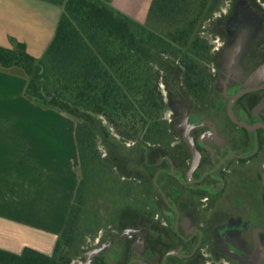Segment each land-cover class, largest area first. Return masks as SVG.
Instances as JSON below:
<instances>
[{"label": "flooded vegetation", "instance_id": "1", "mask_svg": "<svg viewBox=\"0 0 264 264\" xmlns=\"http://www.w3.org/2000/svg\"><path fill=\"white\" fill-rule=\"evenodd\" d=\"M242 5L237 16L257 22L258 29L232 31L235 21L229 20L216 47L221 54L229 50V61L241 71L219 73L215 85L214 73L204 66L205 85L192 91L181 79V100L194 117L176 128L188 130L197 153L186 139L175 141L179 135L173 127L169 143L144 147L145 164L159 178L165 214L162 203L153 200L147 210L160 215L132 219L98 236L99 252L67 253V264H264V210L253 209L248 200L255 190L264 200V0H243ZM231 11L230 5L224 17ZM179 101L175 107L180 109ZM164 160H170V169ZM220 204L221 217L215 218Z\"/></svg>", "mask_w": 264, "mask_h": 264}, {"label": "trees", "instance_id": "2", "mask_svg": "<svg viewBox=\"0 0 264 264\" xmlns=\"http://www.w3.org/2000/svg\"><path fill=\"white\" fill-rule=\"evenodd\" d=\"M43 1L63 7L50 44L41 56L30 53L22 41L15 40L11 47L0 45V68H20L28 78L29 96L76 121L79 182L53 253L32 247L21 253L0 248V264H67L65 254L75 251L85 202L84 175L101 156L93 137L98 133L109 137L114 130L122 142L160 148L173 139L164 118L169 108L161 88L164 64H174L190 91L206 82L201 60L207 45L200 37L191 41L200 58L183 49L193 21L161 33L104 0ZM218 2L213 0L214 7Z\"/></svg>", "mask_w": 264, "mask_h": 264}, {"label": "crops", "instance_id": "3", "mask_svg": "<svg viewBox=\"0 0 264 264\" xmlns=\"http://www.w3.org/2000/svg\"><path fill=\"white\" fill-rule=\"evenodd\" d=\"M147 23L159 0H104ZM63 7L43 0H0V45L44 53ZM147 25V24H146ZM18 67L0 68V248L52 254L79 182L76 121L26 93Z\"/></svg>", "mask_w": 264, "mask_h": 264}, {"label": "rangeland", "instance_id": "4", "mask_svg": "<svg viewBox=\"0 0 264 264\" xmlns=\"http://www.w3.org/2000/svg\"><path fill=\"white\" fill-rule=\"evenodd\" d=\"M242 4L243 0H219L214 7L213 0H159L146 24L153 30L166 33L193 21L192 35L188 45L183 49L190 56L200 58L202 56L196 54L191 41L200 37L203 43L208 45L209 51L203 57L205 61L199 60L206 70L210 69L214 73L215 82L217 81L215 85H218L219 73L231 72L234 74L241 71V67L237 62H234V59L232 62L229 61V57H227L230 54L229 50L226 52L227 54H221L220 50L216 49V47H221L223 42L222 35L224 31H227L225 25L229 20H233L235 22L231 27L232 31H256L258 29L257 22L245 20L244 16H237L238 11L242 10ZM230 5L232 11L224 17V13L226 10L229 11ZM166 65L164 64L166 69L163 72L161 88L169 108L165 111L164 118L174 128L175 134L179 135V139L174 138L175 141L186 139L192 147V151L196 152L193 141L188 136V130L184 134L182 129L176 128L180 121L187 125L194 116L189 112L187 103L181 100L185 95L178 69L174 64L167 62ZM178 100H180V109L175 107V102L178 103ZM185 128L187 129V127ZM110 133L109 137H102L98 133L92 139L101 156L91 162L87 174L84 175L85 202L77 227L78 235L75 246L77 252H99L101 248L97 243L98 236L106 234L114 228L130 224L132 219L144 221L147 215L155 214L152 215V218L157 213L160 215V212L155 209L147 210L149 203H154L153 200H157L159 204L162 203L160 204V207L162 205V214H165L167 209L163 205L164 202L159 200L157 187H161L159 178L154 175L155 169H150L145 164L144 147L133 142H122L119 137L114 136V130H111ZM226 145L228 144L224 145V151L227 150ZM169 149L168 147L163 148L164 152L168 153ZM193 155L191 166L194 167L197 154ZM156 160L159 161L160 157ZM170 165V160H164L165 169H170ZM193 187L203 189L204 186L201 184L199 188L198 184H195ZM248 200L253 209L263 212L264 200L257 190L248 196ZM168 202L171 203L170 200ZM222 208L220 204L214 209L215 218L221 217Z\"/></svg>", "mask_w": 264, "mask_h": 264}, {"label": "water", "instance_id": "5", "mask_svg": "<svg viewBox=\"0 0 264 264\" xmlns=\"http://www.w3.org/2000/svg\"><path fill=\"white\" fill-rule=\"evenodd\" d=\"M231 115L233 116L232 112H231Z\"/></svg>", "mask_w": 264, "mask_h": 264}]
</instances>
